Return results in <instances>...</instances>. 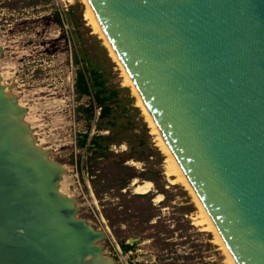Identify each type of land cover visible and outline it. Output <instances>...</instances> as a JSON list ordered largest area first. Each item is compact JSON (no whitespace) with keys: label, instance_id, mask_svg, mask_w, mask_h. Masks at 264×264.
Here are the masks:
<instances>
[{"label":"water","instance_id":"95a60500","mask_svg":"<svg viewBox=\"0 0 264 264\" xmlns=\"http://www.w3.org/2000/svg\"><path fill=\"white\" fill-rule=\"evenodd\" d=\"M89 2L236 263L264 264V0ZM9 107L25 110L0 94ZM27 128L0 120L8 246L30 247L25 264H106Z\"/></svg>","mask_w":264,"mask_h":264},{"label":"rangeland","instance_id":"374dc122","mask_svg":"<svg viewBox=\"0 0 264 264\" xmlns=\"http://www.w3.org/2000/svg\"><path fill=\"white\" fill-rule=\"evenodd\" d=\"M85 11L84 0H0V84L25 109L9 107L11 119L22 113L58 163V189L102 233L95 243L107 264H231L215 232L198 222L194 194L168 172L133 88ZM82 65L104 88L111 110L102 117L97 108L86 118L94 98L75 90ZM84 131L88 139L101 134L99 145H79ZM145 181L147 190L136 189Z\"/></svg>","mask_w":264,"mask_h":264},{"label":"bare ground","instance_id":"6f19581e","mask_svg":"<svg viewBox=\"0 0 264 264\" xmlns=\"http://www.w3.org/2000/svg\"><path fill=\"white\" fill-rule=\"evenodd\" d=\"M86 3V11H85V16L88 19V21L90 22L91 26L93 27L94 31H97L101 34V36H103L105 39V43H107L110 53L111 55L119 62V64L122 67L123 70V74L125 77V81L128 82L131 87L133 88V92L136 94L137 96V101L138 104L142 107L145 116L147 118V120L149 121V124L151 126V129L153 132H155L156 137H157V142L159 144V146L161 147V149L167 154V159H168V172L172 173L174 175V179L180 181L181 183H183L187 188H189V190L194 194V197L197 200L198 203V207H199V219L198 222L202 223L205 225L206 228L212 229L215 232L216 235V240L218 242H220L221 244H223L227 251H228V255L230 258V263L231 264H237L234 257L232 256L230 250L227 248L218 228L216 227L213 219L211 218L210 214L208 213L207 209L205 208L204 204L202 203V201L200 200V198L197 196L196 192L194 191V189L192 188V185L190 184L187 176L185 175L183 169L181 168L178 160L176 159L174 153L172 152L169 144L167 143V141L165 140L164 136L162 135L160 129L157 126V123L155 122V120L153 119L152 115L150 114V112L148 111L142 96L140 95L139 91L137 90L135 83L132 79V77L130 76L129 72L126 70L124 64L122 63V61L118 58V55L116 53V51L114 50L113 46L111 45V43L109 42L106 33L104 32L96 14L95 11L93 9V7L91 6L89 0H84ZM2 85L0 84V94L1 96L4 97V99L9 100L12 99L11 96L7 95V92H5L3 90V88L1 87ZM9 97V98H7ZM14 97V96H13ZM16 99V97H14ZM17 103V102H16ZM10 109H5L0 116V120H8L11 119V114L8 112ZM21 112V111H20ZM13 113V112H12ZM22 118V113L21 116ZM19 118V121H22V119ZM12 120V119H11ZM23 122V121H22ZM24 123V122H23ZM27 125V124H25ZM27 132H28V137L33 140L32 136L30 135L31 132L29 131V129L27 128ZM12 138V137H11ZM8 139L10 140V137H8ZM8 144L12 147L13 145V141L10 140V142H8ZM174 181V180H173ZM149 181H145L143 183H137L136 184V189L138 190H142L145 191L148 189L149 186ZM151 184V183H150ZM4 219L0 220V264H25L26 261L29 260L30 261H35L33 254L30 253V247H28L27 245H23L22 250L24 252H19V245L16 246L15 250H12V247L8 246V244L12 241L9 240L4 234H5V226H4ZM199 224V223H198ZM25 250L28 251V253H25ZM12 251V252H11ZM30 253V254H29ZM107 264V262H106Z\"/></svg>","mask_w":264,"mask_h":264},{"label":"trees","instance_id":"16d2710c","mask_svg":"<svg viewBox=\"0 0 264 264\" xmlns=\"http://www.w3.org/2000/svg\"><path fill=\"white\" fill-rule=\"evenodd\" d=\"M75 90L78 93V97L82 95H92L94 98V103L89 102L87 106L84 107L86 110V118L90 119L95 115V110L98 108V117L106 115L110 110V105L106 102V95L104 94V88L101 85V82L96 80V77L91 74L90 69L86 65H82L77 68L76 78H75ZM78 139L79 145H85L86 142H89L91 145H99L98 139L101 137V134H94L89 139L88 132L84 131L80 134ZM134 173H129V178L133 177ZM129 180H126L124 184ZM120 245L124 250L133 247L132 244L127 242L120 241Z\"/></svg>","mask_w":264,"mask_h":264}]
</instances>
